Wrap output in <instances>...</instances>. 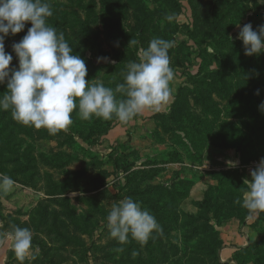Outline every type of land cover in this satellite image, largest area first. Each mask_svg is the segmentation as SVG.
I'll return each mask as SVG.
<instances>
[{
    "label": "rangeland",
    "instance_id": "obj_1",
    "mask_svg": "<svg viewBox=\"0 0 264 264\" xmlns=\"http://www.w3.org/2000/svg\"><path fill=\"white\" fill-rule=\"evenodd\" d=\"M49 3L48 23L86 60V79L115 89L155 37L174 42L175 76L169 101L128 123L74 111L52 135L0 110V173L15 181L0 194V232L32 231L35 259L23 264H264V212L236 203L264 157V53L245 55L237 37L245 24L264 25V3ZM29 27L5 39L10 67L19 63L12 44ZM6 91L0 84V97ZM125 197L142 202L163 235L143 246L111 238L106 217ZM12 243L0 242V264H21Z\"/></svg>",
    "mask_w": 264,
    "mask_h": 264
},
{
    "label": "clouds",
    "instance_id": "obj_2",
    "mask_svg": "<svg viewBox=\"0 0 264 264\" xmlns=\"http://www.w3.org/2000/svg\"><path fill=\"white\" fill-rule=\"evenodd\" d=\"M52 15L49 0H0V84H7L5 95L0 97V110H11L15 121L36 129L46 128L55 135L73 123L74 111L82 120L115 117L128 123L145 109L159 111L169 101L175 76L169 55L174 47L172 40L153 38L138 61L126 65L124 81L113 89L101 81L86 79V60L74 53L62 31L48 23ZM167 19L172 17L169 15ZM28 22L31 27L26 34L12 44L18 67H10L14 57L6 51L5 39L23 31ZM237 38L243 41L245 55L264 53V25L254 30L251 23L245 24ZM104 59L107 58L98 57ZM259 108L264 112V102ZM227 163L235 167L238 162ZM250 175L251 179L244 180L246 190L236 203L250 214L264 212V157ZM14 183L11 176L0 173V194H7ZM106 220L111 238L121 245L131 237L143 246L149 239L163 235L156 217L142 202L131 197L113 204ZM9 237L21 264L26 259H35L29 228L14 226L10 233L0 232V242ZM115 251L122 252L123 248Z\"/></svg>",
    "mask_w": 264,
    "mask_h": 264
},
{
    "label": "trees",
    "instance_id": "obj_3",
    "mask_svg": "<svg viewBox=\"0 0 264 264\" xmlns=\"http://www.w3.org/2000/svg\"><path fill=\"white\" fill-rule=\"evenodd\" d=\"M263 120H264V116L263 117H261Z\"/></svg>",
    "mask_w": 264,
    "mask_h": 264
}]
</instances>
